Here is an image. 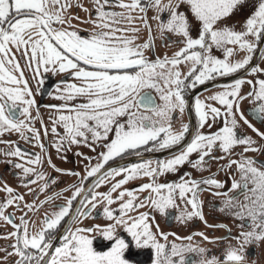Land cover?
Wrapping results in <instances>:
<instances>
[{"label":"snow or ice","instance_id":"1","mask_svg":"<svg viewBox=\"0 0 264 264\" xmlns=\"http://www.w3.org/2000/svg\"><path fill=\"white\" fill-rule=\"evenodd\" d=\"M91 3L94 13L84 22L91 23L93 30L82 36L71 23L72 19L79 18L68 12L74 0H0V137L7 133L18 134L26 143H33L46 153L40 142V130L34 127L39 119L36 96L43 91L44 74H67L73 82L62 80L49 93L53 99L61 101L47 106L53 110L49 115L50 130L57 137L52 146L58 153L65 144H83L92 151L97 147L102 149L94 165L90 162L92 158L85 157L89 164L80 186L65 204L45 213L36 231L30 229L26 213L19 218V223L11 213L5 214L9 207L23 211V204V208L31 212L36 206L24 203V197L13 188L7 185L0 188L6 193L4 201L0 202V222L13 229L0 237L14 240L10 245L13 251L7 256L17 258L14 264H132L125 257L129 244L117 233V228H122L136 248L152 249V264H242L244 245L264 240V161L246 155L249 152L264 155V144L238 134L237 129L242 121L264 141V132L251 122L255 118L264 127V78H237L205 98L219 107L197 97L191 105L198 121L197 131L190 142H186L189 125L181 123L178 129L174 128L173 114L185 113L189 106L186 92L206 86L217 77L234 76L241 71L250 75L264 74V68L253 66L257 55L264 60V46H261L264 45V0H255L253 10L238 29L226 21L246 6V0H91ZM149 10L155 13L151 19L156 21L161 39L167 40L166 34L179 37L168 41L169 45L179 46L171 56L149 59L146 55L153 47ZM186 13H190L191 19ZM145 30L147 39L137 43L139 33ZM239 53H243L242 58L234 60ZM182 65L187 68L186 72L181 71ZM31 82L36 83L35 93ZM245 83L251 90L242 95L241 87ZM244 100L253 105L250 116L241 111ZM221 117L222 126L217 130L200 131L205 127L212 129ZM41 128L47 136L48 128L43 121ZM5 143L11 150L2 154L23 161L13 165L22 173L19 177L22 186L45 181L39 188L44 192L49 182L55 183L45 173L36 171V166L42 163L41 155L23 152L14 142ZM178 146L180 150L167 160H143L126 167L106 168L110 161L125 155L141 156L142 151L157 152ZM237 147L242 148L239 159H231ZM216 152L221 155H215ZM193 154L195 159H191ZM225 159L227 163L219 165L218 171L235 165L239 174V180L233 179L226 192L212 191L225 187L214 174L197 180L183 173L176 182H159L160 177L178 172L185 164L203 172L210 169L212 162ZM48 163L55 167L51 160ZM68 174L79 176L75 172ZM29 176L34 178L23 179ZM116 177L122 178L111 183L107 192L96 191L106 180L111 182ZM89 178L95 179L86 186L84 181ZM137 178H147L149 182L134 190L118 192ZM32 191L29 187V192ZM205 191L223 196L218 210L232 215L240 221L241 228L248 230L241 231L235 238L239 247L229 245L221 257L202 258L197 262L186 253L203 257L205 249L169 244V235L175 234L162 232L150 212L139 209L147 207L161 216L169 209H176V222L185 224L198 218L207 226L199 198ZM144 192L149 195L141 200L137 193ZM113 193H117L115 198ZM52 199L48 197L41 206ZM77 200L78 207L73 203ZM117 201H120L119 207L111 208ZM98 203L104 204V219L113 223L75 229L69 224L59 244L55 243L56 233L66 218L71 223L80 222L92 214ZM93 232L104 240L113 241L108 251L93 248ZM196 235L208 239L203 233ZM226 238L232 239L230 232ZM185 239L191 241L192 237Z\"/></svg>","mask_w":264,"mask_h":264},{"label":"flooded vegetation","instance_id":"2","mask_svg":"<svg viewBox=\"0 0 264 264\" xmlns=\"http://www.w3.org/2000/svg\"><path fill=\"white\" fill-rule=\"evenodd\" d=\"M84 9H88V11H84ZM116 11H120V9H113ZM68 12L71 16L78 17L79 19H72L71 23L73 28L78 31L82 36H87L92 30L93 25L91 23H85L84 21L89 19L90 13H94V8L92 6L91 0H74V6L68 9ZM155 15L152 10H149L147 16L149 18V24L151 22V17ZM139 24V22H137ZM167 35V40H163L160 38L159 43V35L156 38L153 36V47L150 52H146L149 59H155L156 57L163 56H171L175 51L178 50L177 45L172 44L169 45L167 41H176L179 37ZM192 35L196 36V31L193 29ZM148 33L147 31H142L139 33V39L137 43H142L147 39ZM264 46V45H261ZM156 52H162L161 54H156ZM219 53L215 52L214 54ZM156 54V55H155ZM243 53H239L237 56H234L233 59L242 58ZM255 67L264 68V60H260L257 55L255 58V63L253 64ZM181 71L186 72V70L181 69ZM59 75V74H58ZM244 79V80H255L256 78H264V74L256 73L255 75H250L247 72H239L234 76L227 77H217L215 81L209 82L206 86H199L195 90H189L185 93L187 97L189 106L186 107L185 113L182 115L179 112L174 113V128L178 129L181 123H187L189 125V134L186 135V142H190L192 137L196 134L197 131V117L195 115L194 108L191 105H194L195 99L199 97L201 100H205L206 97L214 94L222 90L223 87H226L234 82L235 79ZM69 80L71 82L70 77L60 75L57 78H54L51 82L53 88L56 87L57 83L62 80ZM33 82H31L32 84ZM37 87L33 90L35 93ZM251 90V86L247 83L243 84L241 87V94L244 95L248 91ZM50 87L43 86V91L41 94L36 96V100L39 105V119L34 122V127L40 130V142L45 146L46 153L41 152L39 147H34L33 143H26L22 140L18 134L15 133H7L4 136L0 137V188H3L5 185L13 188L16 194L22 195L24 197V203L34 204L36 209L34 211L29 212L26 208H23V204H21V210H17L15 207H9L5 214H12L16 223H19V218L22 215H25V219L30 221V229L32 231H36L40 227V221L44 217L46 212H52L56 210V206L65 204L66 200L72 196V193L75 191L77 186H80L81 178L86 174V165L89 164V160L85 159V157L92 158L91 164L94 165L97 163L95 157L97 154L102 151L101 148L97 147L96 151H92L91 148L80 144V145H67L65 144L62 150L58 153L56 149L52 146L53 142L57 139V137L53 136L51 133V122L49 119L50 113L53 111L48 108V105H58L61 101L53 99L49 95ZM155 96V93L153 92ZM157 103H159V98L156 97ZM206 103L214 104V102L205 100ZM219 107V105H215ZM252 104L249 103V100H244L241 102V111H245L246 115H251ZM247 110V111H246ZM33 116H36V111H33ZM221 117L212 129H208L205 127L204 129H200L202 132L215 131L220 126H222ZM239 121V117L237 116ZM41 121L48 128L47 136L44 135V129L41 128ZM211 122V121H209ZM255 127H257L261 132H264V127H261L260 122L256 121L255 118L251 121ZM239 127L237 129L238 134L242 136H250L254 140H257L259 144H264V141H261L259 137L256 136L251 129H249L246 125L243 124L242 121H239ZM58 132L63 134V130L58 128ZM30 135V134H29ZM5 142H14L16 146H18L21 151L26 152L30 155L39 154L42 157V163L36 166L37 172L45 173L46 177L54 179L55 183H48L44 192H40L39 188L41 185L45 183V181H38L36 184H30L29 187L33 190L29 192V187L22 186V180L19 177H22V173L19 169H15L13 165L15 163H23L22 160L8 157L3 155L2 153L5 151L11 150V147L8 143ZM179 146L177 148L171 150L157 151V152H147L142 151L141 156H137L135 153L125 155L122 158H116L113 161L109 162V165H106V168L110 167H126L131 164L140 163L143 160H167L172 155H174L177 151H179ZM234 155L231 159H239V153L242 151V148L237 147L234 150ZM77 153H81L82 155H77ZM215 155L219 156L221 153L216 152ZM247 156L258 160L264 161V155L259 152H249L246 153ZM196 155L193 154L191 159H195ZM51 160V164L55 167L49 165L48 161ZM227 159L221 160L218 163L212 162L210 169H207L203 172L196 171L191 168L190 165L185 164L184 166L179 168V171L176 173H169L159 178V182H176L178 177L183 173H188L190 177L193 179H201L207 178L210 175L215 176V179L224 183L225 187L223 189H212L213 192L221 191L226 192L231 187L233 179L239 180V174L235 170V165L230 169H225L224 171H218L219 165L226 164ZM27 166V165H26ZM56 169H60L62 171H57ZM75 172L79 173V176L70 175L68 173ZM33 176H29L23 178L24 180H31ZM122 177H116L115 180L111 182L105 181L103 185L96 189L97 192H107L111 186V183H115L116 180L121 179ZM95 178H89L88 181H84L86 186H90V184L94 181ZM147 178H137L135 180L129 181L125 184L121 189L134 190L138 188L140 185L144 183H148ZM57 194H59L57 196ZM117 193H113V198H115ZM140 199H144L149 195L148 192L137 193ZM229 195H233V193H229ZM6 197V193L0 191V202H3ZM48 197H53V199L47 203H44L41 206V202L45 201ZM82 197L78 198L81 199ZM202 207L201 211L207 222V226L204 221L199 220L198 218H194L191 221H188L185 224H180L175 221V215H178L176 209H169L164 216H161L157 212H153L150 208H141L140 212H150L151 216L154 217L155 224L159 225V228L164 233H174L175 235H169L168 243H177L182 245H191L193 248L199 247L206 250L204 256H200L196 253H186L191 260L199 261L202 258H212L213 256L221 257L224 249H226L229 245L232 247H239V244L236 237L239 236L241 231H247L246 228L240 227V221L236 220L232 215L226 214L225 212H221L218 209L222 206V201L224 200L223 196H214L211 192H201L199 196ZM127 199V197H125ZM241 201L243 197L239 198ZM74 201V205L76 207L79 206V203ZM120 201H117L110 207L113 209H117L119 207ZM179 204V200H177ZM90 207V206H89ZM103 207L104 204L98 203L97 208L92 211V214L82 219L80 222L71 223V221L66 218L64 222H62L60 229L56 233V241L55 243L58 245L59 241L64 233V229L71 224V227L75 229L76 227L81 228H91L95 225L105 226L107 224L113 223V221H108L103 217ZM183 208V205H180ZM190 210V207H189ZM137 213H131V215H136ZM34 222V226H33ZM155 224H153V231H155ZM13 231L12 227L4 222H0V237L6 236L8 233ZM231 234L232 239H227L226 237ZM117 233L119 238L125 240L126 243L129 244V248L125 251V257L129 259L132 264H152L153 259V251L151 248H136L134 243L131 240V237L126 233L122 228H117ZM196 233H203L204 236L208 237L207 240L203 239V237L196 235ZM93 239V248L96 251L106 252L108 251L113 241L104 240L102 236H98L95 232L91 233ZM180 237L181 239H176L175 237ZM191 236L192 240L189 241L185 239L186 237ZM163 243V241H161ZM14 243L12 239H3L0 238V264H14V261L17 259L15 256H7L8 252L13 251L10 247L11 244ZM244 260L242 264H264V240L262 241H253L250 244L244 245Z\"/></svg>","mask_w":264,"mask_h":264},{"label":"rangeland","instance_id":"3","mask_svg":"<svg viewBox=\"0 0 264 264\" xmlns=\"http://www.w3.org/2000/svg\"><path fill=\"white\" fill-rule=\"evenodd\" d=\"M255 2V0H246V6L243 7L240 11H238L235 15H233L231 17L230 20H227L226 23H229V24H233L235 27H237V29L239 28V24L241 21L244 20V18L250 14V12L253 10V3ZM181 10H184V8L182 7ZM187 15H189V18L191 19V15L190 13H186ZM196 22L193 20V24H195ZM150 25L152 26V35H154V37L156 38V36H158L159 34L157 33L156 31V21H153L151 20L150 22ZM171 37L174 36V35H171L169 34ZM159 43H160V37H159ZM168 44V41L166 42ZM162 52H156V54H161ZM155 54V55H156ZM218 57H220V53H215ZM237 56V55H236ZM181 69H184L187 71V68L185 66H181ZM60 75H64L66 76V74H56V75H53L52 73H46L44 74V86H49L50 87V93L53 91V86L51 85V81L54 79V78H57L58 76ZM73 82V81H71ZM31 87L32 89L34 90L36 86V83L33 82L31 84ZM52 98V96H50Z\"/></svg>","mask_w":264,"mask_h":264}]
</instances>
